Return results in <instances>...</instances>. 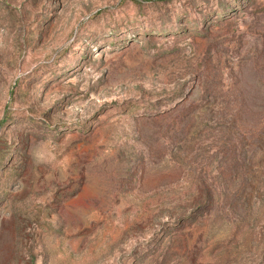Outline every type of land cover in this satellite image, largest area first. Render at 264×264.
Here are the masks:
<instances>
[{"label": "rangeland", "instance_id": "374dc122", "mask_svg": "<svg viewBox=\"0 0 264 264\" xmlns=\"http://www.w3.org/2000/svg\"><path fill=\"white\" fill-rule=\"evenodd\" d=\"M0 264H264V0H0Z\"/></svg>", "mask_w": 264, "mask_h": 264}]
</instances>
